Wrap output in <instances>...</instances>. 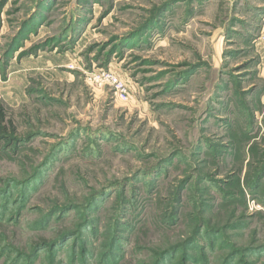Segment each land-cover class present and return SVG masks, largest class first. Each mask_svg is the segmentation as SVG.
Segmentation results:
<instances>
[{"label":"rangeland","instance_id":"1","mask_svg":"<svg viewBox=\"0 0 264 264\" xmlns=\"http://www.w3.org/2000/svg\"><path fill=\"white\" fill-rule=\"evenodd\" d=\"M0 106V264H264V0H0Z\"/></svg>","mask_w":264,"mask_h":264},{"label":"trees","instance_id":"2","mask_svg":"<svg viewBox=\"0 0 264 264\" xmlns=\"http://www.w3.org/2000/svg\"><path fill=\"white\" fill-rule=\"evenodd\" d=\"M7 126H8V128H7ZM13 127H12V124H11V122L9 121L8 123L5 121V114H4V110L2 109V107L0 106V140L2 141V140H4L5 142H6V144L8 145V144H10V142L12 141V140H14L13 139V137L12 136H10V134L13 132L12 130H10V129H12ZM9 131V133H8V135H7V132ZM15 141H17V139L15 140ZM115 241V240H114ZM52 242L53 241H49V242H46V241H41V242H39V243H36L35 244V246L37 247V248H40V247H43L42 249L44 250H50L51 249V246L50 245H52ZM83 244V243H82ZM80 245L79 247L77 246L75 249H77V251L75 250V252H73V254H72V256H71V260L72 261H75V259H78L79 261H81V257L82 256H84V254L86 253V244H85V248H84V244L83 245ZM42 249H39L38 251L40 252V250H42ZM77 252H80V254H78ZM109 254V256L110 255H113V253H108ZM81 256V257H80ZM105 256H106V254L105 255H102L101 257H102V259H103V261L104 262H106L107 260H108V258H109V256H108V258L107 259H105ZM95 259H96V257H95ZM97 261V260H96Z\"/></svg>","mask_w":264,"mask_h":264},{"label":"built area","instance_id":"3","mask_svg":"<svg viewBox=\"0 0 264 264\" xmlns=\"http://www.w3.org/2000/svg\"><path fill=\"white\" fill-rule=\"evenodd\" d=\"M91 81L97 86L108 85L112 87L115 95L120 101L126 102L128 100V90L126 85L112 74V72L98 70L91 75Z\"/></svg>","mask_w":264,"mask_h":264}]
</instances>
